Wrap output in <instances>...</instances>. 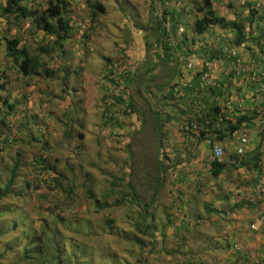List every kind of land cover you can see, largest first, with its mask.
<instances>
[{
	"label": "crops",
	"instance_id": "1",
	"mask_svg": "<svg viewBox=\"0 0 264 264\" xmlns=\"http://www.w3.org/2000/svg\"><path fill=\"white\" fill-rule=\"evenodd\" d=\"M93 1L104 7V13L94 20L85 0H70L72 36L52 58H42L54 72L50 79L28 82L4 59V47L6 38H19L20 46L28 49H37L52 38L33 29L29 21L16 24L0 16V84H5L0 91V110L6 113L5 120L17 121L26 135L28 123L33 122L38 130V136L31 134L34 141L48 146L52 139H67L68 126L71 140L82 142L81 130L85 129V138L94 139L96 146L106 150L111 144L125 146L146 136L147 129L153 131L154 142L164 149L165 192L172 191V197L156 203L162 225L153 232L149 264H264V92L256 93L258 84L250 80L254 73L263 75L264 83V44L262 50L245 42L237 45L230 31L217 27L195 36L189 13L182 11L183 23L176 26L175 33L184 34L193 53L185 54L187 44L175 53L176 46L164 50L152 34L150 7L155 6L152 15L159 18L163 10L180 12L178 0H124L125 10L106 0ZM23 2L44 5V0ZM247 3L264 11V0H213L212 8L217 15L233 19L240 11L247 14ZM5 4L6 0H0V11ZM167 19L169 22L170 16ZM170 25L171 21L166 30ZM224 49L241 57L245 73L235 74ZM204 58L222 60L209 73L211 86L202 83ZM124 66L127 70L123 69L122 76H134L126 92L138 110L112 127L104 112L115 114L118 108L109 104L111 87L104 76L109 69ZM15 76L17 84L12 86ZM12 87L15 91L10 92ZM210 88L215 96L210 95ZM6 98L12 111L3 109ZM211 104L223 108L232 123L238 117L248 118L238 131L217 141L224 150L220 161L225 169L215 178L211 177L209 143H196L195 137L182 131L189 124L199 128L193 122ZM89 115L94 117L91 131L87 130ZM244 134L247 143L241 146ZM240 147L243 153L238 155ZM120 156L115 159L122 160L123 154ZM162 210L170 216L167 224Z\"/></svg>",
	"mask_w": 264,
	"mask_h": 264
},
{
	"label": "trees",
	"instance_id": "2",
	"mask_svg": "<svg viewBox=\"0 0 264 264\" xmlns=\"http://www.w3.org/2000/svg\"><path fill=\"white\" fill-rule=\"evenodd\" d=\"M23 1L6 0L5 7L1 8L0 16L7 21L12 20L16 24L29 21L33 29L42 31L52 40L31 51L20 46L19 38H6L4 59L10 61L11 66L16 68L17 73L28 82L34 79H50L54 72L46 66L42 58L43 56L52 58L54 52L62 48L64 42L72 36L71 2L70 0H44V5L33 7L24 4ZM85 1L92 20L104 13L101 3L93 0ZM178 3L182 6L180 12L169 13L163 10L162 16L159 18H154L152 15L155 6L152 4L150 7L152 9L151 22L154 21L152 23L154 27L150 26L149 28L153 31L152 34L156 35V40L162 44L164 50H169L168 44L175 42L176 47L173 52L179 53L182 50L181 47L187 44L184 48L185 54L193 53L184 34L180 33L176 36L175 33L176 26L183 23L182 11L189 13V20H192L190 28L195 36H202L210 29L217 27L230 31L234 37L233 42L237 45L245 42V44H252L263 49L264 11L262 12L256 4H245L246 15L240 11L234 14L233 19H226L215 13L212 8L213 0H178ZM167 16L171 18V20L169 19L172 23L169 27L170 30H166V25L170 23ZM3 75L5 76V72ZM104 77L106 79L107 75ZM121 78H124L125 86H129L134 76L124 75ZM4 86L5 84L2 82L0 91L4 90ZM111 86H118L115 80L111 79ZM209 91L211 96H215L216 92L213 88H210ZM114 99L113 106L118 109L125 104L121 97H114ZM143 100L148 101V99ZM3 105V109L13 110V106L7 102V98L4 99ZM127 107L131 112L138 110L130 96ZM0 113V145H3V148H0L1 153L15 142L10 139L9 135H5V132L8 133L10 128L5 120L6 113L2 110ZM104 113L105 115L109 114V111ZM105 115L104 119L107 118ZM110 115L108 120L106 119L108 125L112 127L118 125L114 114L110 113ZM247 121L248 118L242 116L232 123L226 119V112L223 108L211 104L206 106L195 118L193 123L199 127L194 130L195 132L186 131L185 126L182 131L191 138L195 137L196 143L210 140L212 144L232 135ZM188 126L190 127L192 124ZM70 128V126L66 128L67 141H71L70 138H72ZM78 135L79 138L83 137L81 133ZM25 137L34 144V138L30 133L25 134ZM133 140L128 144L129 147L133 146ZM155 145L157 148L154 158L157 164L154 166L153 172L147 170L141 173L136 172L134 170L135 154L127 150L128 161L123 162L124 168L121 165V170L124 171L127 168L129 172H122L121 177L113 176L111 179V175L102 172L104 181L99 194L94 191V182L90 175L82 174L81 178H85L91 183V185L90 183L84 184L85 180L80 182L83 198L88 202L87 214L89 218H77L76 215L66 213L53 203L52 207L36 208L37 213L32 212L34 216H31L26 210L17 209L12 201L29 198L28 189L32 188V182L26 181L22 174L23 152L16 151L11 157L12 164L6 171L7 177L4 181H0V264H132L128 260V257L131 256L137 258L133 264H145L141 257L147 249L149 253L151 252L150 249L155 244L153 232L158 228V225H162L159 222L162 217L157 215V210L160 209L156 203H161L166 197H172V191L165 192L168 179L165 174L167 167L163 162L164 153H159L163 146L160 143ZM47 146L40 144L42 150H45ZM55 162H59V160H55ZM69 165L68 174H64L56 170L57 166H50V162L46 160L44 154H40L32 162L36 174L34 179L37 181V185H34L33 189L38 190L40 183L49 189L63 191L65 198L70 201L67 204H71L74 201L76 188L80 186V184L77 186L75 179L77 172L81 173V170L79 171L81 165L79 164L76 169L74 168L75 164ZM91 165L95 167L96 164L92 163ZM224 169L225 164L220 160L213 159L211 177H217ZM51 173L54 176H51ZM41 174H46V178H40ZM140 174L145 178L142 179ZM57 196H60L57 198V203L62 204L61 193H58ZM160 212L167 224L170 216L164 214L165 210ZM96 232L113 237L118 243H123L129 248L119 253L108 246L109 249L95 256L94 251L87 246L84 239L96 238ZM97 260L99 263L96 262Z\"/></svg>",
	"mask_w": 264,
	"mask_h": 264
},
{
	"label": "rangeland",
	"instance_id": "3",
	"mask_svg": "<svg viewBox=\"0 0 264 264\" xmlns=\"http://www.w3.org/2000/svg\"><path fill=\"white\" fill-rule=\"evenodd\" d=\"M117 4L121 7L126 9V3L124 0H106V3L109 4ZM31 48V47H30ZM29 50H33L34 48ZM3 66V64H2ZM18 76L13 77L14 84L12 86H15L16 80ZM9 82V79H8ZM9 84V83H8ZM10 89V88H9ZM14 87L11 88L10 92H13ZM94 120L93 115L88 116V128L87 130L91 131L90 127L92 126L90 123ZM7 125L10 128L8 133L5 132V135H9L10 139L14 141L13 145H10L9 148L5 149L0 153V181H4L6 176V171L9 170L10 165L12 164L11 157L14 156L16 151H22L24 161H23V168L22 174L25 176V180L28 182H32V188L28 189L29 198L27 199H21L17 201H12L15 203V207L19 210H26L31 214V216H34L32 212L37 213L36 208H47L48 206L52 207V203L54 205H58L57 207L60 209H63L66 213L74 214L77 216V218H89L87 212V204L88 202L83 198V191L81 188V180H85V178H81L83 173H88L91 177V179L94 182V191L99 194V192L102 189V182L104 181L102 172H106L109 175H111L110 179L113 176L121 177L123 173H128L129 169H124V171L121 170L124 168L123 162L128 161L127 156V150L130 152H133L135 154L134 160H135V167L134 170L138 173L143 172L147 170L148 172L152 171L154 169V166L157 164L156 159L154 158V154L157 148L156 143L154 142V135L153 131L146 130L145 139L142 136H139L140 139L136 138L133 140V146H119L117 144H111L108 149H105V146L95 145L94 139L85 138L86 136V130H81L82 134H84V140L78 141V140H71L67 141V139L62 140H55L52 139L51 143L52 146H47L45 150H42L40 145L36 144L34 142H29L28 138L25 137L26 130L20 129L19 123L17 121L11 122L10 120H7ZM1 129V126H0ZM27 129L30 134H34L38 136V130L35 128L33 122H29ZM60 129V128H59ZM65 130V129H64ZM63 131L62 129L59 130V133ZM149 131V132H148ZM57 132V131H56ZM150 134V135H147ZM138 137V138H139ZM54 138H56L54 136ZM153 139V140H152ZM162 147V146H161ZM0 148H3V145H0ZM78 148V149H76ZM124 150V151H123ZM43 152V153H42ZM164 152V149L162 148L159 152L160 154ZM40 154H44L46 157V160L50 162V166H57V171L62 172L64 174H68L67 170L70 167L69 164H75L74 168H78V165H81V168L79 169L80 172H77V177L75 179V182L77 183V186H80L76 188L75 195H74V201L71 204H67L70 201H68L65 198V193L58 192L59 190L49 189L46 185H40L39 183V189L34 190V185H37V181H35V171L33 170L32 162L36 159L37 156ZM123 154L122 160H116V158H120ZM108 156H113L114 159H109ZM158 158V157H157ZM55 160H59V162H55ZM67 162V163H65ZM96 164L95 167H93L91 164ZM68 164V165H66ZM71 168V169H74ZM123 172V173H122ZM45 175H40V178H46ZM51 176H54V174L51 173ZM141 178H145L143 175H141ZM81 178V179H80ZM90 183V181H84V184ZM168 183V179L167 182ZM91 185V183H90ZM82 192V193H81ZM58 193H61L62 197V204L57 203V198L60 196H57ZM68 211V212H67ZM65 213V214H66ZM97 217V216H96ZM95 218V217H94ZM96 238L94 239H84V242L87 244L89 248H91L94 251V255L97 256L99 253H103L106 251L108 246L113 248L115 251L121 253L125 251L129 246L124 245L123 243H118L117 240L113 237H108L107 235H102L99 232H96ZM141 257V256H140ZM137 258L135 256L128 257V260L130 263H134V261ZM141 259L143 262L145 261V264H149L150 260H153V256L151 253H149L148 249L143 253ZM99 263V260L96 261Z\"/></svg>",
	"mask_w": 264,
	"mask_h": 264
},
{
	"label": "built area",
	"instance_id": "4",
	"mask_svg": "<svg viewBox=\"0 0 264 264\" xmlns=\"http://www.w3.org/2000/svg\"><path fill=\"white\" fill-rule=\"evenodd\" d=\"M176 45L175 42H172L169 44V46L172 48ZM223 52L225 53V57L226 58H230L233 62V66L235 67V74L239 75L242 73L246 72L247 68L246 66H243L242 64V59L241 57H239L235 52L231 51V50H227L224 49ZM220 63H222V60L220 59H206L204 58L201 61V67H200V73H202V83L204 84V86H211L212 82L209 80V73L211 70H213V68H216ZM123 69L127 68L124 66L121 68H111L109 69V71L107 72V77H108V83H110V87H111V92L109 93V104L113 105L114 104V97H121V99L124 101V105L123 107H120V109H117L115 114L113 115L115 117V120H120L121 118H124L125 116L131 115L132 112L131 110L127 107V103H128V93L126 92V86L124 83V78H121L122 75L124 74ZM263 75L257 76L256 74L252 73L250 80L254 83L258 84V89L255 91L256 93H261L264 92V83L261 81L262 80ZM111 79L115 80V83L118 85L117 87H112L111 86ZM180 96V95H179ZM105 115V113H104ZM108 120V118L111 116L110 113L105 115ZM184 129L186 131H191V132H195L194 130H197V128L195 126H188L186 125L184 127ZM240 144L241 146H244L247 143V135H243L240 138ZM209 143V145L211 146V157L213 159H217V160H221L222 157L224 156V150L222 149V147L217 143V141L213 142L211 144V141L208 140L207 141ZM243 153V147H240L237 150V154L241 155Z\"/></svg>",
	"mask_w": 264,
	"mask_h": 264
}]
</instances>
